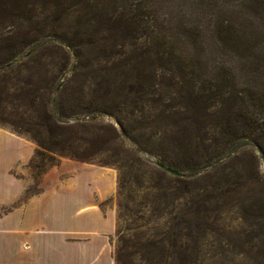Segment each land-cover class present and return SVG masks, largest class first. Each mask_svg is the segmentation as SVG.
I'll return each mask as SVG.
<instances>
[{
  "label": "rangeland",
  "instance_id": "rangeland-1",
  "mask_svg": "<svg viewBox=\"0 0 264 264\" xmlns=\"http://www.w3.org/2000/svg\"><path fill=\"white\" fill-rule=\"evenodd\" d=\"M63 1L0 0V246L30 244L21 222L37 208L51 205L52 227L51 198L75 190L83 166L109 190L114 178L99 207L113 217L115 264H264V151L234 118L264 116V0H101L98 11ZM137 12H149L146 36L110 46L107 18ZM142 50L150 77L136 97L129 64ZM183 84L209 91L210 105L181 109Z\"/></svg>",
  "mask_w": 264,
  "mask_h": 264
},
{
  "label": "crops",
  "instance_id": "crops-1",
  "mask_svg": "<svg viewBox=\"0 0 264 264\" xmlns=\"http://www.w3.org/2000/svg\"><path fill=\"white\" fill-rule=\"evenodd\" d=\"M78 170L75 171V190H68L65 195L60 191L51 198L53 212L55 210L57 213L53 226L43 224L45 221L52 222L47 220L48 217L44 221V213L49 211L51 205L46 209L37 208L32 222L28 219L21 222V225H25L23 228L30 244L1 245L0 264H24L23 260L28 259L29 253L39 256V252L47 251L75 260L72 264H115L112 244L108 241L114 228L113 217L104 214L99 207L100 202L113 194L114 178L111 176L112 187L109 190L105 173L96 174L98 179H94L91 174L95 173H91L89 168L81 166ZM39 199L32 198L30 202ZM66 237L77 239L64 240Z\"/></svg>",
  "mask_w": 264,
  "mask_h": 264
},
{
  "label": "trees",
  "instance_id": "trees-1",
  "mask_svg": "<svg viewBox=\"0 0 264 264\" xmlns=\"http://www.w3.org/2000/svg\"><path fill=\"white\" fill-rule=\"evenodd\" d=\"M116 1L117 0H113L114 3H116ZM100 2H101V0H99V2H98V0H86V7H88L86 11L91 10V9H96L95 11L101 10V8L98 7V3H100ZM62 3L65 5L74 4L73 0H71V1L64 0ZM126 17H128V18L124 19L122 16L115 17L114 19L107 18V20H109V21H107L108 23L103 28L102 37H105V40L107 38L110 41V46L115 47V45H119V47H123L124 45H126L125 43H127V42H125L126 38L138 40V39L146 36V34H147L146 29H149V28H148V25H145L146 26L145 27L144 23L147 24L148 20L150 19L149 18V12L148 13L137 12L134 14H130L129 16H126ZM147 18H148V20H147ZM141 25H143V27ZM154 28L155 27H153V29L150 32H153ZM155 29H157V28H155ZM132 45H134V44H132ZM116 50L114 53L122 54V50H117V51ZM134 52L135 51H132V56H131L132 58L134 57ZM148 53H149L148 50L138 51V56H136L134 61L131 62V64H129L131 70H139L140 71L137 75L133 76V78L131 80L132 82L128 83V85H127L128 92L132 93L133 95L136 94V97L139 96V93L144 91V87H143L145 85L144 79L146 78V80L148 81L149 77H150V75H149L150 69H149V72H144L145 69H148V68H145V65H144V61L147 60L146 57H147ZM155 53H157V52H155ZM27 55H28V53L26 54V56ZM15 57H13L12 59L10 58L7 61L8 63H6V66H10V68H11V65H13V64L9 63V61L13 60ZM20 59L21 58H18L15 62L19 63L21 61ZM140 59H141V61H139ZM140 62H142V63H140ZM137 63L141 64L140 65L141 68L137 67ZM143 65H144V67H143ZM122 78H123V80L127 79L126 75L123 76ZM102 79L105 82L104 86H107L108 91H109L111 89L110 88L111 83L109 82V77L108 76L103 77ZM198 92L200 95H202V98H200L199 100H198V97H199ZM51 94H52V91H51ZM209 95H210L209 91H204L201 87L197 88V90H194L193 87H191V86L186 87L185 84H183L180 86V92L179 93L177 92L178 102L176 104L181 105V109H183V110L195 111L201 107H205V106L210 105L209 103L211 102V98L209 97ZM50 96L48 99V105H50L51 103L53 104V98H50ZM245 111L246 112H244L243 114L236 113V116L234 117L235 119L240 118L242 120L241 134L250 140V142H251L250 145L257 147L260 151L263 152L264 151V116L263 117L256 116V114H254L253 112H250L248 110H245ZM50 116L54 117V114L49 113V118H50ZM232 122H233V119L229 120V124L227 126H222V129L229 132L231 129L230 123H232ZM75 124L77 125L78 122H76ZM229 135L231 136V134H229ZM229 139H230V137H229ZM37 142H38L39 148L51 150V148H48L47 145H44L43 143L39 142V140H37ZM223 143H224V141H223ZM36 154H37V156H40L42 154L41 150H37ZM170 168H172V167H170ZM172 169H174V168H172ZM181 174L184 175L183 173H181ZM122 188H123V186H122V183L120 182L119 195H122V192H121ZM118 206H119V208L120 207H127V203L126 202H120L118 204ZM124 252H125V248L123 249V247L120 248L119 252H117V260H116L117 263L119 261H121V258L118 256V254L121 256V255H123Z\"/></svg>",
  "mask_w": 264,
  "mask_h": 264
},
{
  "label": "water",
  "instance_id": "water-1",
  "mask_svg": "<svg viewBox=\"0 0 264 264\" xmlns=\"http://www.w3.org/2000/svg\"><path fill=\"white\" fill-rule=\"evenodd\" d=\"M156 165H157L159 168H161L162 170H164V171H166V172H169V173H171V174H173V175H181L180 172H178V171H176V170H174V169H172V168H170V167H168V166H166V165H164V164H161V163H159V162H156Z\"/></svg>",
  "mask_w": 264,
  "mask_h": 264
}]
</instances>
